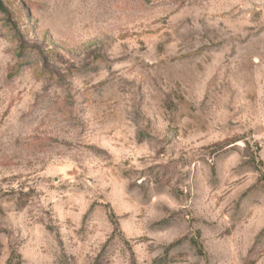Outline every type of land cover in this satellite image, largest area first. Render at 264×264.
Wrapping results in <instances>:
<instances>
[{
	"label": "rangeland",
	"instance_id": "obj_1",
	"mask_svg": "<svg viewBox=\"0 0 264 264\" xmlns=\"http://www.w3.org/2000/svg\"><path fill=\"white\" fill-rule=\"evenodd\" d=\"M0 264H264V0H0Z\"/></svg>",
	"mask_w": 264,
	"mask_h": 264
},
{
	"label": "trees",
	"instance_id": "obj_2",
	"mask_svg": "<svg viewBox=\"0 0 264 264\" xmlns=\"http://www.w3.org/2000/svg\"><path fill=\"white\" fill-rule=\"evenodd\" d=\"M10 260H12V256H11V258H9V261H8V263H10Z\"/></svg>",
	"mask_w": 264,
	"mask_h": 264
}]
</instances>
